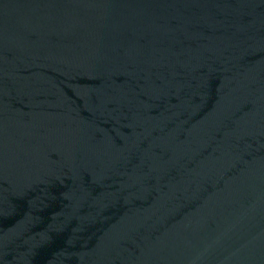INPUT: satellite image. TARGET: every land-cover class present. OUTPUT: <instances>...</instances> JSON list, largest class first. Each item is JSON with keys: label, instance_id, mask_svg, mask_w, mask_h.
I'll use <instances>...</instances> for the list:
<instances>
[{"label": "water", "instance_id": "obj_1", "mask_svg": "<svg viewBox=\"0 0 264 264\" xmlns=\"http://www.w3.org/2000/svg\"><path fill=\"white\" fill-rule=\"evenodd\" d=\"M0 264H264V0H0Z\"/></svg>", "mask_w": 264, "mask_h": 264}]
</instances>
